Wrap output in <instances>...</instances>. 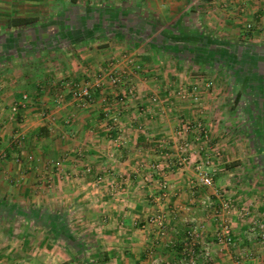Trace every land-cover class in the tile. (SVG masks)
<instances>
[{
  "label": "crops",
  "instance_id": "obj_1",
  "mask_svg": "<svg viewBox=\"0 0 264 264\" xmlns=\"http://www.w3.org/2000/svg\"><path fill=\"white\" fill-rule=\"evenodd\" d=\"M226 1L237 4V0H0V67L9 71L0 86V264H83L88 242L90 250L95 249V262L100 258L103 264H167L177 261L183 245L189 244L185 236L192 222L205 226L203 242L213 239L220 207H200L206 193L190 185L195 178L191 168L161 177L148 171L152 162L170 163L166 158L179 148L177 138L184 132L180 122L196 117H203L213 147L225 152L216 163L219 167L213 166V171L219 170L217 189L239 201L255 196L259 201L252 218L264 221V202L259 198L264 199V184L249 187L244 183L247 174L236 176V163L231 162L244 161L242 143L224 136L228 126L240 131L239 125H228V117L233 119L238 112L226 105L232 94L223 86L206 89L207 82L213 84L210 77H179V65L187 59L175 58L174 53H204L211 44L193 45L178 37L173 41L167 34L169 29L199 27V34L206 30L241 35L244 17L236 8L226 9L230 7ZM253 17L247 22L253 23ZM11 18L35 22L9 28ZM165 40L172 46L167 48ZM215 46L227 51L222 44ZM167 57L175 63L167 62ZM203 57L213 61L207 54ZM226 57L214 63L227 66ZM119 58L124 60L114 67L124 69L129 78L113 87L101 75L110 60ZM199 63L206 67L205 60ZM220 82L224 85L226 79ZM86 84L92 86L90 97L74 98L73 92ZM182 84L198 85V103L173 95ZM22 95L28 101L11 121L10 106ZM194 140L189 144L192 150L199 149L192 157L196 162L211 147ZM159 147L171 153L162 155ZM113 178L126 180L120 200L110 199L108 185L97 182ZM163 178L168 180L167 194L158 183ZM143 179L148 184L127 182ZM85 195L97 198L98 204L79 207ZM105 196L112 201L109 207L100 206ZM155 213L162 216L158 223L151 221ZM247 223L239 219L234 225V245L213 244L210 262L199 258L198 263L261 264L263 251L255 240L244 237ZM83 227L91 236L77 234Z\"/></svg>",
  "mask_w": 264,
  "mask_h": 264
},
{
  "label": "rangeland",
  "instance_id": "obj_2",
  "mask_svg": "<svg viewBox=\"0 0 264 264\" xmlns=\"http://www.w3.org/2000/svg\"><path fill=\"white\" fill-rule=\"evenodd\" d=\"M236 2L237 4L235 3L234 5V3L228 4L226 1V5H230V7L227 6L226 9L233 11L236 8L238 9V13H240V15L244 17L243 26L241 27V35L239 36L228 37L225 35H219L218 33L215 34L214 31L209 32L206 30H204L203 34H199V32H196L199 27H192L191 30L183 28L182 30L169 29L167 30V34L169 35V37H178V39H183L184 42L185 39L186 41L190 40L193 45H196L197 43L206 45L211 44V46L214 45V47H216L215 45L222 44L223 48L227 49L228 58L231 60L228 61V63L230 62V64H228L227 66H218L217 62L214 63V59L219 61H222L223 59V55H219L218 50H215L214 48H209V50L204 53L195 52L194 55H190L188 53H185L184 55H182L181 53H174V56L175 58H179L181 60L187 59V62H182L179 65V77L180 75L202 76L208 78L210 77L213 78V84L210 85L207 82V86H205L206 89H211L212 91L213 88L218 89L219 87L221 88V86H223L224 91L226 90L228 94H232L230 96V100H228V104L226 105L232 106V109L238 112L236 113L237 115L233 119L230 118V116L228 117V125H239V128L237 129H240V131L236 132L232 129L233 127L228 126V129H230L226 132V134L224 132V136L226 135L225 137L228 138V141H234L237 139L238 141H241V146L243 150L242 156L244 157V161L239 160L238 162L231 163H236L234 164L236 176L242 177L247 174L248 179H244V183L248 184L249 187L254 184V187L257 188L264 184V77H261L259 79L255 76L257 72L263 74L264 76V0H237ZM217 7L221 9L223 5L218 4ZM223 9H225V7H223ZM252 14L254 15L253 18L255 21L253 23L247 22V18L251 17ZM163 26H166V23H163ZM124 53L125 52L121 53L122 57ZM205 54H207V56H211V60L213 61H209L210 58L208 57H206L205 59L203 57ZM259 54L261 56L258 58L257 56ZM8 55L9 54H4V56ZM236 58L242 59L240 62H238ZM121 60L124 59L119 58L115 60H110L108 62V67L106 68V70H104L105 72L101 75L102 77L104 75V78L113 87H118L123 83V81H128L127 79L129 78V74L123 72L125 71L124 69L120 67H114V65H119ZM165 60L170 63H175L174 58L170 59L167 57L165 58ZM203 60L206 61V67L199 66V61ZM255 67L257 68V70H255ZM5 69L6 68L3 69L0 67V86H3L2 81H5L6 75L9 74V71H6ZM111 79H114L115 82H112ZM223 79H226V83L224 85L220 82L223 81ZM129 88V93H132L133 87L130 86ZM221 91L222 90H220V92ZM199 93H201V90L197 84H182L181 86H179V89H176L174 91L173 95L176 96V98L178 97V99L181 101L191 100L193 101V103H198L199 99L201 98V94ZM181 94L185 96L182 98ZM180 123L182 125V131L184 132L180 133L177 138V142L180 143V146L179 148H177L176 152L171 153L165 148L161 147L157 149L158 152L161 151L162 155H164L166 151L172 154L170 157L168 156L166 158L170 161V163L168 161L163 162L161 160L157 162H152V164L148 165V171H150L149 173L151 174L158 176L160 175L159 177H161L162 173H165L164 175H166V173L168 172L182 169L184 167H190L195 175V178L191 181L190 185L195 187V189L200 190L202 194L206 193V198H201L202 202H200V207H203V209L205 210H209V208L211 207H220V218H217L219 219L217 224L218 226L217 231L212 235L213 239L206 240L204 242L202 238L204 237L203 235H205L206 233L205 226L200 223L192 222L193 226L189 228V232H193L196 236L198 235V240L194 239L195 241H190L188 232L185 237L187 239L186 241L189 244L183 245V252L181 257L178 258V260L174 263L167 264H199V258L200 260L205 261L206 263L210 262L212 255V245H221L215 240V236L221 233V226H228L232 242H235L233 238V229L235 228L234 225L239 223V219L241 221H245V219L248 220L247 229L243 233L244 237L246 239L255 240L260 250L263 251L264 254V241L261 238L262 233H264V221H259L256 217L252 218V211L254 210L253 207H257V201L259 200H257L255 196L252 198L250 196H244L243 198H241V201H239L237 199H233L234 195L229 196L222 192L220 193L217 189L218 187L215 185V177H219V170L217 168L215 171H213V166H215L216 163H219V161L223 157V149H221L219 146L214 148V144H211L213 139L210 138V132L208 126L203 122V117H196L195 119H186ZM202 129H205V133L202 131ZM190 137H193L195 139V143H199V145H208L211 147L210 149L208 148L209 150L207 153H205L204 157L201 160H196V162L192 160V157L193 155L198 154L197 151L199 149L192 150L193 148L189 144V140L191 139ZM117 142H119V140ZM183 156H187L189 159L184 165H177L176 161H178L179 157ZM157 166H159V168H157ZM216 167H219V164L216 165ZM199 172L206 173L211 177L212 185L210 187H202L199 185ZM164 175H162V177H164ZM93 182L94 181H91V184ZM97 182H100L104 185H108L109 189L107 190V192L109 194L110 199H114V197H116L118 200H120L122 196L121 192L123 191V189L125 190L127 186L126 180L119 178L108 179L106 181L101 180ZM127 182L131 185L142 184L144 186V184H146L148 181L143 179L137 182L130 180ZM162 182L166 183V187L163 192L167 194L168 180L166 178H163L161 181L158 182L159 186ZM245 186L248 187L247 185ZM51 188H53L52 184ZM51 188L49 187V189ZM107 198L108 197L105 196V198L101 199V201L99 202L101 207H109L111 205L112 201ZM259 198L260 201L264 202L263 197ZM215 199H217L218 202H215ZM80 200L81 203L78 204L79 207H95L96 204H98L97 198L95 199V197H89L87 195H85ZM70 217L73 219V215H70ZM156 217H160L159 220L155 221L156 223L162 220V216L159 213H155L153 216H151V221L154 222L153 220ZM234 218H236L235 222L233 221ZM71 223H73V221ZM71 225H74V223ZM259 225L263 226V228H260ZM77 234H84L86 237L88 235L91 236V232H89L88 230L86 232V227H83L79 231H77ZM191 243H193V245H191ZM88 246V254H86L87 259H82L81 263L98 264L97 262H95L96 256L92 253L95 251V249L90 250L91 242H88ZM221 246L225 247L232 245ZM195 248H198L196 252L194 250ZM205 248H208V252H210V259L208 258L209 260L204 257L203 249ZM150 252L152 251L148 250V255ZM158 263L166 264L164 263V261H158ZM235 264L240 263L236 262Z\"/></svg>",
  "mask_w": 264,
  "mask_h": 264
},
{
  "label": "built area",
  "instance_id": "obj_3",
  "mask_svg": "<svg viewBox=\"0 0 264 264\" xmlns=\"http://www.w3.org/2000/svg\"><path fill=\"white\" fill-rule=\"evenodd\" d=\"M111 80H112V82H115L114 79H111ZM91 87L92 86H90L89 84H86L83 87H81L80 89L75 90L73 92L74 98L88 99L90 97ZM184 96L185 95L181 94L182 98ZM27 101H28V96L22 95L21 100L12 103V105L10 106V109H9L11 121L15 120L16 115H18L19 111L25 107ZM202 131L205 133V129H202ZM19 140H20V135H18L14 138V143L18 144ZM3 157H5V155H3ZM188 159L189 158L187 156L179 157L178 161H176V164L179 166L184 165ZM157 168H159V166H157ZM198 179H199V185L202 187H210L212 185V179L206 173L199 172V178ZM160 186L164 190L166 187V183L162 182L160 184ZM225 208H228V207H225ZM246 214H248V213H246ZM159 219H160V217H156L153 221L155 222ZM259 227L263 228V226H261V225H259ZM221 228H222L221 233H219L218 235L215 236V240L221 245H234V242H232V238L230 236V230H229L228 226L222 225ZM188 235H189L190 241H192L194 239L198 240L197 238H199V236L194 235L193 232H189ZM261 238L264 241V233H262ZM191 245H193V243H191ZM203 250H204V257L207 260H209L210 259L209 258L210 252H208V248H205ZM151 254H152V252L149 253V256H151ZM152 264H160V263H158V261H154ZM262 264H264V259H263Z\"/></svg>",
  "mask_w": 264,
  "mask_h": 264
},
{
  "label": "trees",
  "instance_id": "obj_4",
  "mask_svg": "<svg viewBox=\"0 0 264 264\" xmlns=\"http://www.w3.org/2000/svg\"><path fill=\"white\" fill-rule=\"evenodd\" d=\"M34 22H35V19H32V18H11V19H9L8 21H7V27H9V28H18V27H27V26H30V25H32V24H34ZM172 39H173V41H175L174 40V38L172 37ZM165 44H166V47L168 48V47H171L172 46V44H170V42H168L167 40H165ZM198 44V43H197ZM209 48H214L215 50H218V53L219 52H222L224 55H223V58H225L226 56H227V54H228V51H224V49H220V48H216V47H214V45H212V46H210ZM208 48V49H209ZM243 49V48H242ZM197 52H202V51H197ZM194 53L195 52H193V55H194ZM214 56V55H213ZM261 55L259 54L257 57L259 58ZM226 59H227V61H229L230 59L228 58V57H226ZM242 59V58H241ZM241 59L240 58H236V60L238 61V62H240L241 61ZM231 61V60H230ZM259 62H260V60H259ZM258 62V63H259ZM255 70H257V68L255 67ZM257 72V71H256ZM261 73H259V72H257L256 74H255V76L257 77V78H261V77H264L263 76V74H261ZM20 100H21V98H20ZM103 262H104V260L102 261L100 258H98L97 259V263L98 264H103ZM85 264V263H84Z\"/></svg>",
  "mask_w": 264,
  "mask_h": 264
}]
</instances>
